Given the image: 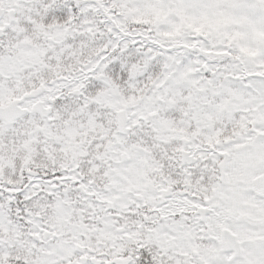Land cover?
Listing matches in <instances>:
<instances>
[{"label": "snow or ice", "instance_id": "snow-or-ice-1", "mask_svg": "<svg viewBox=\"0 0 264 264\" xmlns=\"http://www.w3.org/2000/svg\"><path fill=\"white\" fill-rule=\"evenodd\" d=\"M0 264H264V0H0Z\"/></svg>", "mask_w": 264, "mask_h": 264}]
</instances>
